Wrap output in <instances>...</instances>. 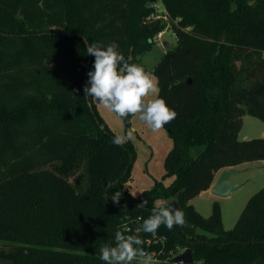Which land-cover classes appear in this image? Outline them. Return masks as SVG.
Returning <instances> with one entry per match:
<instances>
[{
  "label": "trees",
  "instance_id": "trees-1",
  "mask_svg": "<svg viewBox=\"0 0 264 264\" xmlns=\"http://www.w3.org/2000/svg\"><path fill=\"white\" fill-rule=\"evenodd\" d=\"M160 1L177 41L153 70L158 98L178 113L163 127L173 180L134 195L133 163L122 177L134 145L112 143L84 92L95 59L87 42L115 44L149 72L140 56L165 29L145 22L152 2L0 0V242L14 246L0 250L3 264H104L116 231L137 234L156 201L177 194L186 224L157 231L171 258L191 248L204 264H264V187L228 230L217 202L208 217L190 203L217 171L264 160V137L239 139L245 114L264 121V0ZM138 235L145 249L150 234Z\"/></svg>",
  "mask_w": 264,
  "mask_h": 264
},
{
  "label": "clouds",
  "instance_id": "clouds-1",
  "mask_svg": "<svg viewBox=\"0 0 264 264\" xmlns=\"http://www.w3.org/2000/svg\"><path fill=\"white\" fill-rule=\"evenodd\" d=\"M87 54L95 59L94 70L88 73L89 80L84 87L86 96L121 118L138 114L139 119L153 131H159L177 118L178 113L163 98H158L159 88L155 77L141 65L131 63V57L125 60L115 44L106 48L90 44ZM150 94H157V98L147 99ZM133 139V130H128L125 136H115L112 143L123 146ZM119 199L120 193H116L112 201L118 203ZM172 205L156 201L152 214L136 229L137 234L116 231L114 245L105 244L100 249V259L104 264H156L152 254L144 250V240L138 233L154 235L162 225L168 230L174 226H184L186 220L183 211ZM146 206L147 201L143 200L138 207Z\"/></svg>",
  "mask_w": 264,
  "mask_h": 264
},
{
  "label": "rangeland",
  "instance_id": "rangeland-1",
  "mask_svg": "<svg viewBox=\"0 0 264 264\" xmlns=\"http://www.w3.org/2000/svg\"><path fill=\"white\" fill-rule=\"evenodd\" d=\"M158 3L162 4L160 0ZM161 40L162 43H154L151 50L140 56L141 61L147 66L153 77H155L153 70L156 64L177 43L171 29L164 30ZM165 42L168 45H165ZM154 98H157V94H150L147 97L149 100ZM94 102L97 112L115 136H125L128 130H133L134 139L130 142L134 145L136 155L132 162L131 179L128 182L131 192L134 195H139L144 190L153 187L156 181L168 185L173 180L172 176L165 175L164 166L165 158L173 146L168 131L164 128L159 131L151 130L145 122L139 119L138 114L135 116L134 126L131 123V127L126 129L123 118L99 105L95 100ZM242 119L243 125L239 132V139L264 137L263 120L250 114H245ZM234 168L237 173L230 177V181L240 187L230 195L220 197L212 192L199 193L190 200V203L204 217L211 215L213 204L217 202L221 208L222 226L225 230L231 229L235 225L250 197L264 187V160L243 162ZM12 248H14L13 245L0 242V250L8 251ZM0 264H3L1 260Z\"/></svg>",
  "mask_w": 264,
  "mask_h": 264
},
{
  "label": "built area",
  "instance_id": "built-area-1",
  "mask_svg": "<svg viewBox=\"0 0 264 264\" xmlns=\"http://www.w3.org/2000/svg\"><path fill=\"white\" fill-rule=\"evenodd\" d=\"M159 0H156L152 2V7L154 8L153 12L146 17L145 22L147 23H157L158 21L165 25V29H171L174 35V31L172 28V18L169 15V12L167 9L164 8L163 4L158 3ZM176 22V20H174ZM158 24V23H157ZM164 30L160 31L154 38L153 41L157 44L162 43V36L164 34ZM131 230L130 225H126L122 232ZM136 231V229H135ZM167 236L163 234H159L158 232L153 234H150L149 237L146 238V248L145 251L152 254L154 257V260L156 261V264H176L173 262V258H171V254L173 253L169 252L167 250ZM190 264H204L202 261L195 260L193 258L192 263Z\"/></svg>",
  "mask_w": 264,
  "mask_h": 264
},
{
  "label": "water",
  "instance_id": "water-1",
  "mask_svg": "<svg viewBox=\"0 0 264 264\" xmlns=\"http://www.w3.org/2000/svg\"><path fill=\"white\" fill-rule=\"evenodd\" d=\"M150 1L154 2L156 0H150ZM156 27H158V24H154L153 28H156ZM87 45L89 46L88 42H87ZM165 45H168V43L165 42ZM88 72H89V68L87 69V74H88ZM85 80H87V75L85 77ZM132 162H133V158H131L130 163L127 166L122 177H124L126 175L127 170L130 167V165L132 164ZM235 173H237V170L234 167L224 168L221 171V173L217 179V182L211 188V192L216 196L225 197V196L230 195L231 192H233L235 189L239 188L240 187L239 185L233 184L230 181V177ZM117 181H119V180H117ZM116 182H114V183H116ZM178 198H179V194H177V196L174 199H172L171 201H169L168 203L173 204L172 206L174 208H179L181 210V208L177 202ZM192 261H193V250L191 248H187L181 254H178V255L174 256V258H173V262L176 264H190V263H192Z\"/></svg>",
  "mask_w": 264,
  "mask_h": 264
},
{
  "label": "crops",
  "instance_id": "crops-1",
  "mask_svg": "<svg viewBox=\"0 0 264 264\" xmlns=\"http://www.w3.org/2000/svg\"><path fill=\"white\" fill-rule=\"evenodd\" d=\"M134 122H135V116H133L132 119H131V123L133 124V126H134ZM135 131H136V129H135ZM169 151H170V150H169ZM235 167H236V166H235ZM222 170H223V169H221V170H219V171L216 172V174H215V178H214V181H213L211 187H210L208 190L202 191L201 193H211V188H212L213 185L217 182V179H218V177H219V175H220V173H221Z\"/></svg>",
  "mask_w": 264,
  "mask_h": 264
}]
</instances>
